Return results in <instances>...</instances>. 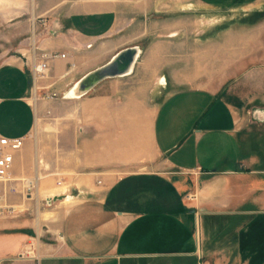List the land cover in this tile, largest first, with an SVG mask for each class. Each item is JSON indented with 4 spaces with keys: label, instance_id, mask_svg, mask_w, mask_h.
Segmentation results:
<instances>
[{
    "label": "crops",
    "instance_id": "0c3cea01",
    "mask_svg": "<svg viewBox=\"0 0 264 264\" xmlns=\"http://www.w3.org/2000/svg\"><path fill=\"white\" fill-rule=\"evenodd\" d=\"M80 3L0 60V137L24 139L0 264H264V0ZM31 46L64 56L34 84ZM128 48V74L69 96Z\"/></svg>",
    "mask_w": 264,
    "mask_h": 264
},
{
    "label": "rangeland",
    "instance_id": "374dc122",
    "mask_svg": "<svg viewBox=\"0 0 264 264\" xmlns=\"http://www.w3.org/2000/svg\"><path fill=\"white\" fill-rule=\"evenodd\" d=\"M92 1L95 0H7V3L5 5H0V60L9 57L12 58L19 57L20 50L22 49L27 50L29 48L30 37H32L30 40H31V45H33L34 32L37 36L38 34L44 31V28L40 23L42 20H45L46 22H50V20L52 21L54 19L56 21H60L64 9L77 5V2H81L80 4L82 3L84 4ZM113 1L119 2L118 4L120 6H123L122 16L125 18L126 10L124 7L126 6L127 1L132 2V0H113ZM131 4L132 3H130V6ZM142 19H143L142 16L135 15L134 21L136 24L137 23L142 24L143 22ZM31 22H34V25H32V27H31ZM53 29L55 30L57 29L56 24L53 25ZM141 29H143V26L139 25L137 28H134V30L130 29L129 32L135 33L140 31ZM121 34L122 35L126 34V31L122 29L119 32V35ZM169 36L173 37L172 34ZM251 122H255L254 118H251ZM47 123L49 122H46L45 120L41 122V124L43 125H46ZM38 125H39V121L37 122V126ZM250 126H251L250 127L251 130L258 128L257 130L260 131L261 129H263V127H255L253 125ZM48 188L46 184H41L40 190L44 191ZM52 193L53 192L50 193L47 192V194H52ZM53 203H55V201L37 202V209H39L41 212L44 213V216L42 215L43 220L48 219V214L44 212V209L52 208ZM33 204H34L33 206L35 207L36 203L33 202ZM50 204L51 206H49ZM200 219L201 218L198 217L199 224L201 225ZM40 241H49V240H46L42 236L40 238Z\"/></svg>",
    "mask_w": 264,
    "mask_h": 264
},
{
    "label": "built area",
    "instance_id": "2783aa9c",
    "mask_svg": "<svg viewBox=\"0 0 264 264\" xmlns=\"http://www.w3.org/2000/svg\"><path fill=\"white\" fill-rule=\"evenodd\" d=\"M41 25L43 28H46V21L42 20ZM31 61H30V74L33 84L38 80L45 78L48 70H49V62L56 58H63L64 56H58L52 53H38L37 49L34 46H31ZM31 138V136H28ZM24 139H7L0 137V182L2 183H10L12 181L9 178V173L11 170L13 155L18 152L22 145ZM35 181H25L22 186V194L25 198H31V195L35 191ZM8 192L14 193L16 192V188L13 186H9ZM193 196L186 195V199H192ZM12 207L8 204L4 195H0V216L4 214L10 215L12 212ZM26 251V250H25ZM29 252L27 249L26 253Z\"/></svg>",
    "mask_w": 264,
    "mask_h": 264
},
{
    "label": "water",
    "instance_id": "95a60500",
    "mask_svg": "<svg viewBox=\"0 0 264 264\" xmlns=\"http://www.w3.org/2000/svg\"><path fill=\"white\" fill-rule=\"evenodd\" d=\"M137 56L136 48H128L120 52L107 65L91 72L80 82L81 93H75L72 97H79L90 91L99 82L108 79L124 76L129 73L130 68L135 63Z\"/></svg>",
    "mask_w": 264,
    "mask_h": 264
},
{
    "label": "bare ground",
    "instance_id": "6f19581e",
    "mask_svg": "<svg viewBox=\"0 0 264 264\" xmlns=\"http://www.w3.org/2000/svg\"><path fill=\"white\" fill-rule=\"evenodd\" d=\"M6 3H7V0H0V5H5ZM137 56H138V50H137ZM137 56H136V58H137ZM131 68H130V70H131ZM130 70H129V72H130ZM81 91H83V90L80 88V85L77 84L76 87L70 92L69 96L72 97L75 95V93H81Z\"/></svg>",
    "mask_w": 264,
    "mask_h": 264
}]
</instances>
